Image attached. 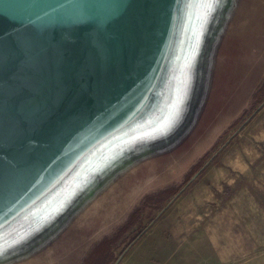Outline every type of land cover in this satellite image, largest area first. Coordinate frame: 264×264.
<instances>
[{"label": "rangeland", "instance_id": "374dc122", "mask_svg": "<svg viewBox=\"0 0 264 264\" xmlns=\"http://www.w3.org/2000/svg\"><path fill=\"white\" fill-rule=\"evenodd\" d=\"M80 3L60 77L88 84L0 116V188L37 193L0 206V264H264V0Z\"/></svg>", "mask_w": 264, "mask_h": 264}, {"label": "water", "instance_id": "95a60500", "mask_svg": "<svg viewBox=\"0 0 264 264\" xmlns=\"http://www.w3.org/2000/svg\"><path fill=\"white\" fill-rule=\"evenodd\" d=\"M38 1L40 0H34L33 4ZM48 3L53 6L54 10L52 12H46L44 9H39L37 12L31 11L30 0L0 1V5L3 4V6H0V116H27L31 103L36 101L39 105L47 102L45 105L47 107L58 109L57 106H60L61 108L59 109L64 110L65 107L62 106L64 105L62 102L57 104L56 99L49 98L54 88L60 87L64 90L66 85L78 79H83V82L88 84V80L82 77L83 75L73 78L60 77L64 73L65 67L70 64L81 63V57L78 56L74 60L70 51L72 46L77 43L75 36L78 24L76 23L77 12L74 11V6H77V10L81 11L82 3H80V0H48L46 5ZM106 9L107 7L104 5L99 6V18L103 19L106 16ZM70 10L73 11L70 12ZM65 16L67 20L63 18ZM71 16L75 17L69 20L68 18ZM60 18L62 23H58ZM73 22L76 24L75 26ZM89 31L90 36L96 42L99 41L98 38L101 37L103 40V36L110 34L107 29L99 32H93L92 29H89ZM97 45L102 47L103 52L106 50L103 48V42L97 43ZM49 48H51V51H49ZM19 49L22 51L21 59L14 63L13 57ZM45 50H48L49 55L52 54L53 62L45 64V59L43 58L40 62L32 64L33 56L36 53L42 54ZM105 57V55L102 56V58ZM62 63L66 65L64 66ZM45 67L49 70H46ZM112 70L114 68L91 78L89 82L109 77ZM30 72L35 73L34 76H30ZM104 85L107 87L108 83ZM105 90L108 93L105 96L108 97L110 95L109 88ZM88 100H90L89 104L92 105L93 99L91 98L78 99V101L85 102L71 101L67 109L71 107H88ZM263 104L264 101L258 108ZM73 110L76 114L82 112L80 109L73 108ZM85 112L90 114L92 110L86 109ZM45 113L50 115L52 112ZM76 138L75 132L68 133V139L74 140ZM203 168L199 169L188 180L180 192L201 173ZM31 192V190L25 188H0V206L7 208L13 206L19 196L26 197L37 194ZM17 202L22 203L24 200H18Z\"/></svg>", "mask_w": 264, "mask_h": 264}, {"label": "trees", "instance_id": "16d2710c", "mask_svg": "<svg viewBox=\"0 0 264 264\" xmlns=\"http://www.w3.org/2000/svg\"><path fill=\"white\" fill-rule=\"evenodd\" d=\"M264 87V85L261 87V89H260V91H262V89H264L263 88ZM259 91V92H260ZM161 193H163V192H161ZM148 199V198H147ZM146 199V200H147ZM140 212V208L138 207L137 209H135L132 213H131V215L129 216V222L130 221H132L136 216H137V214ZM128 222V223H129ZM125 228V226L123 227V229ZM120 232V231H119ZM119 232H117L116 234H114L113 235V237L111 236V237H105L103 240H101V243L100 244H103L104 245V247L106 248V249H108V251L110 250V247L112 246V243H113V240H114V238H116L119 234ZM98 246H99V244H98ZM97 246V247H98ZM96 247V248H97ZM87 259L88 258H86L85 259V262H84V264H87L86 262H87Z\"/></svg>", "mask_w": 264, "mask_h": 264}, {"label": "snow or ice", "instance_id": "6c2138e0", "mask_svg": "<svg viewBox=\"0 0 264 264\" xmlns=\"http://www.w3.org/2000/svg\"><path fill=\"white\" fill-rule=\"evenodd\" d=\"M180 102H182V98H181L180 100L177 101V103H180Z\"/></svg>", "mask_w": 264, "mask_h": 264}]
</instances>
